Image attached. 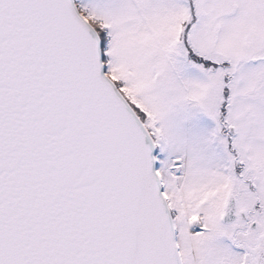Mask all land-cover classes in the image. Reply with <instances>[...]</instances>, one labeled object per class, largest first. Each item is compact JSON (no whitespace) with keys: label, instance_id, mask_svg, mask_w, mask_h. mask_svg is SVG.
I'll return each mask as SVG.
<instances>
[{"label":"snow or ice","instance_id":"obj_1","mask_svg":"<svg viewBox=\"0 0 264 264\" xmlns=\"http://www.w3.org/2000/svg\"><path fill=\"white\" fill-rule=\"evenodd\" d=\"M0 264H264V0H0Z\"/></svg>","mask_w":264,"mask_h":264}]
</instances>
